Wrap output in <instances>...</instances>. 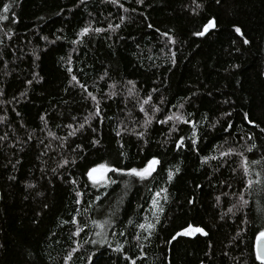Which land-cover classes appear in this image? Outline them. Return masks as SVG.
I'll return each instance as SVG.
<instances>
[{"label":"trees","instance_id":"16d2710c","mask_svg":"<svg viewBox=\"0 0 264 264\" xmlns=\"http://www.w3.org/2000/svg\"><path fill=\"white\" fill-rule=\"evenodd\" d=\"M5 4L0 264H260L264 0Z\"/></svg>","mask_w":264,"mask_h":264},{"label":"snow or ice","instance_id":"6c2138e0","mask_svg":"<svg viewBox=\"0 0 264 264\" xmlns=\"http://www.w3.org/2000/svg\"><path fill=\"white\" fill-rule=\"evenodd\" d=\"M111 2L115 4V3H117V0H111ZM142 2H143V0H136V3L137 4H140ZM193 4H195L196 7H199V5L196 4V0H193ZM9 7H10L9 5L5 4L3 6V8H0V12H7ZM4 18H5L4 16L0 15V20H3ZM213 27H214L213 20H208L207 23L203 25V31L196 32L195 35H197V36H204L205 33H207L209 31V29L210 28H213ZM88 31H89L88 28H84L81 31L80 35H84ZM95 31L97 33H99L101 31V29L97 28V29H95ZM234 31H235V33L237 35H241L242 34L241 33V29L239 27H235L234 28ZM42 39H43V37H42ZM167 39H168V42L169 43H172L173 42L171 37H168ZM73 43H75V41H73ZM244 43L247 44L248 41L247 40H244ZM129 83H131V82H129ZM109 87H111V85ZM129 91H131V89ZM93 100H95V97H93ZM145 103H147V101H145ZM155 110L156 109L153 108V111H155ZM41 119H43V117H41ZM169 119H172V117H169ZM176 119H179V117H176ZM245 119L247 120V117H245ZM85 122H87V121H85ZM148 122L149 121L146 119L145 120V123L147 124ZM249 123H253V122L252 121H249ZM249 139H251V138H249ZM193 143L195 144V141H193ZM255 147H256V145L253 144L251 146V148H248L247 149V151H251L252 148H255ZM222 155H224V153H222ZM157 163H158L157 160L152 159V160H149L148 161L146 167H144L142 169H139V170L136 169V168H129V169H127L126 173H124V174H127L129 176H133V177H137V178H139L141 180H145V179H147L151 175L152 171H154L155 165ZM256 163H258V161H252V164H256ZM99 168L104 169L105 171H112V172H116V173H121V170L120 169H117V168L107 169V168H105L104 165H99ZM244 170H245V174H247V172H248L247 167H245ZM95 171H96V168H93V169H90L89 172L87 173L89 179L90 180H93L94 183H95V180L93 178L92 173L95 172ZM168 178H169V180H171V178H172V173L171 172L168 173ZM258 179H259V177H258ZM112 183H115V181H112ZM252 183H253V181H251V180L248 181V184L249 185L252 184ZM247 186L248 185H246V187ZM189 203H191V201H189ZM242 203L243 204H247V201H243ZM97 227H99V225H97ZM141 227H144V225H141ZM197 233H199L201 236L207 235V233L203 230V228H201V227H194L192 225H188L186 228L182 229L181 231H177L171 237V239L174 241V240L177 239V237H191V236L196 235ZM262 235H264V233H262ZM113 251H119V247H117L116 249H113ZM257 260L260 261V264H264V247H261L259 249L258 254H257Z\"/></svg>","mask_w":264,"mask_h":264},{"label":"water","instance_id":"95a60500","mask_svg":"<svg viewBox=\"0 0 264 264\" xmlns=\"http://www.w3.org/2000/svg\"><path fill=\"white\" fill-rule=\"evenodd\" d=\"M213 28H210L209 31L212 30ZM92 175H93L95 182H99L102 180L103 176L105 175V172L103 169L96 168V171L93 172ZM91 181L93 182V180H91ZM255 242H256V244H255V255H257L259 249L261 247H264V236L258 237Z\"/></svg>","mask_w":264,"mask_h":264},{"label":"rangeland","instance_id":"374dc122","mask_svg":"<svg viewBox=\"0 0 264 264\" xmlns=\"http://www.w3.org/2000/svg\"><path fill=\"white\" fill-rule=\"evenodd\" d=\"M155 166H156V165H155ZM103 170H104V169H103ZM104 172H105V175L108 173V172L105 171V170H104ZM152 172H153V171H152ZM105 175L103 176V178H105ZM103 178H102V179H103ZM101 181H102V180H101ZM261 236H264V235L260 234L258 237H261Z\"/></svg>","mask_w":264,"mask_h":264}]
</instances>
